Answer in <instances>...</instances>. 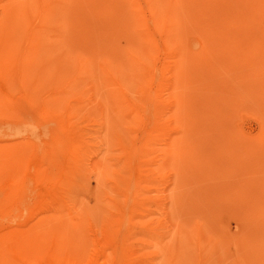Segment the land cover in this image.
Listing matches in <instances>:
<instances>
[{
  "label": "rangeland",
  "instance_id": "obj_1",
  "mask_svg": "<svg viewBox=\"0 0 264 264\" xmlns=\"http://www.w3.org/2000/svg\"><path fill=\"white\" fill-rule=\"evenodd\" d=\"M0 236L4 264H264V0H0Z\"/></svg>",
  "mask_w": 264,
  "mask_h": 264
},
{
  "label": "bare ground",
  "instance_id": "obj_2",
  "mask_svg": "<svg viewBox=\"0 0 264 264\" xmlns=\"http://www.w3.org/2000/svg\"><path fill=\"white\" fill-rule=\"evenodd\" d=\"M28 4H26V6H27ZM22 6H24V4H22ZM22 6H18V9H22ZM11 10H16V8L14 9V7L11 9ZM50 14H54V12H50ZM57 15V13L56 14H54V16H56ZM84 16L85 17H87L88 19H90V22H89V27L87 28V27H84V26H86L85 24L87 23V19L85 20V22H84V24H82L83 23V20H84ZM80 25H81V27H82V29H81V31H85V33H83L82 35H81V38H84L85 39V41H86V38H87V41L86 42H89V44L91 45V41L90 40H92V38H90V33H92L93 32V29H92V25H91V23H92V18H90V16H89V14L87 13V12H84L81 16H80V18H79V22H78ZM79 25V26H80ZM212 26H216V27H220V26H222L220 23H219V25H212ZM90 39V40H89ZM86 45V44H85ZM88 48H89V46L88 45H86ZM128 57H129V62L130 63H132L133 62V60H135V59H132V57H131V55L128 53ZM145 116V115H144ZM142 157H144V155H142ZM1 238H2V236H0V240H1ZM0 259H1V257H0ZM93 259H94V256H92V257H88V258H86V259H82V260H79V262H77V261H72L71 262V264H90L92 261H93ZM112 259H114V258H112ZM111 259V260H112ZM110 260V261H111ZM109 261V263L108 264H112V261L110 262ZM118 261V260H117ZM108 262V261H107ZM122 263V262H121ZM0 264H4L3 262H0ZM124 264V263H123Z\"/></svg>",
  "mask_w": 264,
  "mask_h": 264
}]
</instances>
